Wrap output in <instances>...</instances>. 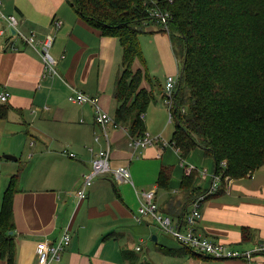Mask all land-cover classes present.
I'll list each match as a JSON object with an SVG mask.
<instances>
[{"label":"crops","instance_id":"1","mask_svg":"<svg viewBox=\"0 0 264 264\" xmlns=\"http://www.w3.org/2000/svg\"><path fill=\"white\" fill-rule=\"evenodd\" d=\"M1 7L6 17H17L23 36L34 34L38 41L53 37L51 55L56 62V73L47 72L42 56L15 35L0 15V95L9 94L7 103L11 107L8 118L0 119V140L6 136L4 133L13 138L25 130L31 146L36 148L37 156H31V163L39 179L36 187L22 189L14 198L16 264H36L38 243L58 241L67 228L72 244L61 261L53 264H126L123 252L141 253L149 238L156 246L145 257L150 264H246L244 259L221 261L182 252L180 244L153 220L137 222L139 194L154 191L158 210L175 224L183 214V224L199 197L182 188L183 178L194 171V186L202 195L214 183L218 185L217 192L207 196L202 205L196 233L236 252H253L264 245V167L251 177L227 178L220 191L215 160L203 149H196L184 160L178 149L165 148L162 143L134 151L130 147L132 138L122 127L109 129L107 139L103 128L95 123L96 108L70 103L69 99L75 92L98 99L100 107L115 119L118 102L114 89L123 69L119 40L93 30L66 0H3ZM158 34L150 35L152 41L158 38L153 45L158 53L169 49L174 53L170 37L166 40L162 33L159 39ZM133 69L142 70L137 60ZM166 78L161 82L155 77L159 82L156 87L149 80L143 81L142 88L153 89L155 94L143 121L150 136L169 143L176 124L170 120L164 102ZM108 148L111 167H129L135 187L115 181L110 173L103 174L88 189L87 199L80 201L77 195L84 176L92 170L94 154ZM44 152L46 162L41 161ZM39 164L42 167L38 169ZM163 168L172 171L168 190L160 189L158 184ZM244 228L251 231L247 241L242 237ZM155 229L160 230V239ZM254 262L264 264V253H256ZM0 264L5 261L0 259Z\"/></svg>","mask_w":264,"mask_h":264},{"label":"trees","instance_id":"2","mask_svg":"<svg viewBox=\"0 0 264 264\" xmlns=\"http://www.w3.org/2000/svg\"><path fill=\"white\" fill-rule=\"evenodd\" d=\"M66 2L83 22L103 37L117 38L123 48V69L114 89L118 102L114 122L127 129L129 137H145L142 116L155 101L153 89L142 88L147 75L133 69L135 61L143 58L139 39L143 34L166 33L182 61L174 104L169 108L176 124L170 144L180 150L183 160L196 149L213 157L220 191L227 178L251 177L264 167V0ZM157 11L169 17L167 30L152 17ZM10 111L8 103H1L0 119H7ZM171 172L162 169L160 189H169ZM195 176L192 171L184 177L182 188L196 197L203 193L194 186ZM19 182V174L11 177L0 197V259L5 264H16L17 259L14 198L22 191ZM182 219L183 214L179 226ZM250 233L242 230L243 241ZM123 255L126 264H150L136 252Z\"/></svg>","mask_w":264,"mask_h":264},{"label":"built area","instance_id":"3","mask_svg":"<svg viewBox=\"0 0 264 264\" xmlns=\"http://www.w3.org/2000/svg\"><path fill=\"white\" fill-rule=\"evenodd\" d=\"M2 2L3 0H0L1 17L6 22H8L10 29L13 30L15 35L17 34L18 36L26 40L27 43H29V45L32 46L33 49L42 56L46 71L55 74L56 62L51 55V48L54 43V38L49 36L44 40L38 41L34 34H32L30 37L23 36V34L20 32V21H18L17 17L15 15H9V17H6L1 12ZM152 17H155L160 24L164 25L165 30L168 29L167 24L169 17L166 14H162L157 11L152 13ZM179 80L180 76H170L166 81L164 88V102L168 109H171L172 105L174 104L176 88L179 84ZM9 98L10 96L8 93H2L0 95V101L2 103H7ZM69 101L70 103L72 102L78 105L91 104L94 108H96L95 123L103 128L104 136L107 137V139H109L107 131L110 125L113 124L115 128L118 127L114 120L105 112L103 108L100 107L98 99L91 98L88 95L80 92H75V95L71 96ZM97 141H99V138H97ZM157 143H162L163 147L165 148L172 146L162 138L152 137L146 132L145 137L139 138L138 140L133 139L130 147H134L133 149L135 150H142L146 149V147H155ZM64 153L68 155L67 151H64ZM69 156L73 158L75 157V154H69ZM225 164L226 163L223 162V165ZM91 167L92 170L84 176L82 189L78 192L77 195L80 201L87 199L88 189L93 186L94 180L99 176H103V174L110 173L112 174L115 181H120L121 183H125L132 187H135V183L134 181H132L129 167L120 166L116 169H113V167H111V152L109 148L105 150H99L94 154V158L91 162ZM217 190L218 185L214 183L212 188L207 191V193L199 196L192 203V210L185 217V220L183 222L184 226H179V224L175 225L170 216L162 214L160 210H158V204L154 191L141 192V194H139L141 196L140 204L137 208L138 212L135 219L139 223H143L148 219L153 220L157 225H159L163 233L171 236L182 247L191 249L193 252L204 255L208 258L211 257L221 261L244 259L246 261V264H256L254 262V257L256 253H264V245L257 248L256 250H253V252H236L228 248L225 244L213 242L209 239L207 240L196 233V226L198 224L197 222L202 217V205L207 196L214 194V192H217ZM71 244L72 236L69 228L64 230L62 236L56 242H51L46 239L45 241L38 243L36 248V264H53L55 262H60L63 253L71 246Z\"/></svg>","mask_w":264,"mask_h":264},{"label":"rangeland","instance_id":"4","mask_svg":"<svg viewBox=\"0 0 264 264\" xmlns=\"http://www.w3.org/2000/svg\"><path fill=\"white\" fill-rule=\"evenodd\" d=\"M163 34H166V33H163ZM163 34L159 32L158 34L160 35L159 39L161 38V35ZM164 36L167 40L168 34ZM157 40L158 38H154V40L152 41L149 34H143L140 37V43H141L140 47L142 48L143 58L137 59V62H139L142 66L143 74L147 75L146 77L149 80H151L154 87H156L157 83H159L155 79V77L158 80H161V82H164V79L166 77H167L166 81L170 76L179 77L177 76L179 73L178 69L181 70L182 68V61L180 62L179 61L180 59H179L178 60L179 63H178L176 59L177 56L175 55V52L172 53V50L170 51L169 49L167 53L163 52V54L158 53V51L153 47V45L156 44L155 42ZM159 63L161 64L159 67H157ZM137 69L138 67L136 68V70ZM166 81H165V84H166ZM111 128H114L113 124L110 125L109 129ZM147 133L151 135L149 132ZM4 134H6V136L0 140V197L2 196L3 192L7 189L9 185L8 184L9 179L13 177L15 174L20 175L19 184H20L21 189H29L32 187H36L37 186L36 183L39 182V179L37 180L35 178L38 176L36 175L37 171L34 168V165L31 163L32 161L31 156L35 153L36 148H33L31 146V139L30 137L25 135V130L19 134H15L13 138L8 137V133H4ZM99 136L102 138V141H103L104 138L102 137L101 133H99ZM134 139L138 140L139 138H134ZM8 150L10 151L8 152ZM134 151L136 150L134 149ZM43 154L44 155L42 156L43 158H41V161H45V162L48 161V159L46 158L47 154H45V152ZM5 155H10L12 157L14 156L17 158L18 161L9 162L8 160L3 158ZM8 166H11L13 168H8ZM41 167H42V164H39L37 168L39 169ZM175 225H178V224H175ZM155 232H157V235L160 239L162 237L160 230L155 229ZM155 249H156L155 244H153L149 238V241H147L144 245L143 251L138 254L146 257L149 255L148 253H150L152 250H155Z\"/></svg>","mask_w":264,"mask_h":264},{"label":"water","instance_id":"5","mask_svg":"<svg viewBox=\"0 0 264 264\" xmlns=\"http://www.w3.org/2000/svg\"><path fill=\"white\" fill-rule=\"evenodd\" d=\"M184 70H185V66L183 67V72H184ZM4 159L9 160V161H16V160H17L16 157H14V156L12 157V156H10V155H5V156H4ZM11 234H13V233H11ZM152 240H153L154 242H157V241H158V239H157L155 236H153ZM145 260H146V259H145Z\"/></svg>","mask_w":264,"mask_h":264},{"label":"bare ground","instance_id":"6","mask_svg":"<svg viewBox=\"0 0 264 264\" xmlns=\"http://www.w3.org/2000/svg\"><path fill=\"white\" fill-rule=\"evenodd\" d=\"M190 174V173H189ZM216 180V179H215ZM221 180V179H220ZM219 183V182H218ZM220 185V184H219ZM243 253V252H242Z\"/></svg>","mask_w":264,"mask_h":264}]
</instances>
